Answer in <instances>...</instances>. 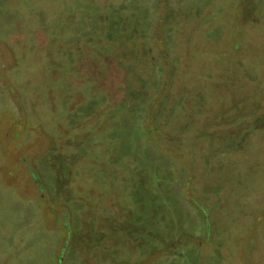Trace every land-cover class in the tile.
I'll list each match as a JSON object with an SVG mask.
<instances>
[{
	"label": "rangeland",
	"instance_id": "374dc122",
	"mask_svg": "<svg viewBox=\"0 0 264 264\" xmlns=\"http://www.w3.org/2000/svg\"><path fill=\"white\" fill-rule=\"evenodd\" d=\"M0 264H264V0H0Z\"/></svg>",
	"mask_w": 264,
	"mask_h": 264
}]
</instances>
